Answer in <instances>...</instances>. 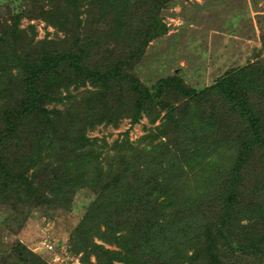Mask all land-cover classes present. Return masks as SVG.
I'll use <instances>...</instances> for the list:
<instances>
[{
    "label": "rangeland",
    "instance_id": "1",
    "mask_svg": "<svg viewBox=\"0 0 264 264\" xmlns=\"http://www.w3.org/2000/svg\"><path fill=\"white\" fill-rule=\"evenodd\" d=\"M13 1L0 0V87L5 86L0 93V121L4 108L16 104L19 97L12 84L18 83L24 58L50 54L55 50L80 51L81 47L92 45L89 48L90 67L108 63L101 57L109 49L119 52L121 60H124L131 56L139 42L143 43L149 37L142 36L148 28H165V31L149 38L139 53L129 60L131 72L147 88L161 77L171 75L182 78L186 85L204 93L199 102L193 97H183L176 91L167 90L162 96L165 105L150 103L137 122H133L131 110L126 108L127 102H123V108L119 109L121 114L116 122H97L98 112L105 109L109 114L108 108L116 104L118 93L125 89L107 92L103 100L100 99V92L105 90L80 80L72 71L60 69L53 72L42 79L39 90L43 105L49 111L48 117L56 119L61 125L58 129L67 136L63 144L60 143V131L50 137L45 134L44 145L38 147L40 149L34 148V140L28 137L25 156L38 154L43 159V163H36L28 171L31 180L36 184L47 181L50 164L55 166L57 161L63 163L73 158L74 155L60 150L64 145L69 147L65 143L70 138L75 137L72 140L75 142L78 135L84 134L89 141L83 142V145L82 142L77 143L82 146L76 148L77 152L96 151L101 159L114 155L117 143L126 139L133 146H144L149 132H159L163 127L167 135V138H159L163 141H173L174 135L182 134L180 140L187 141L189 149L191 144L203 143L206 146L201 145V158L189 157L190 161L184 163L186 171L191 163L198 164L199 168L184 177L181 186L186 187H180L178 193H186L190 187L196 192L208 191L215 179L223 184L221 190L229 189V168L238 156L236 144L242 142L239 130H243V125L230 116L229 104L224 97L209 87L227 72L245 70L246 78L236 80L252 83L246 88L252 87L249 91L250 103L263 119L264 134V0H166L158 8L149 5L150 0H143L146 3L144 8L136 10L132 18H125L124 24L118 25L112 19V22L104 19L102 24L97 22L98 19L88 23L89 6L85 4L91 0H81L83 6L74 10V14L81 18L80 25L72 19V27L65 29L55 25L58 19L54 12L51 15L47 13L52 8L50 0ZM94 8H91V13L96 11L97 7ZM148 9L151 12L158 9L159 21L145 19L147 15L144 13ZM105 23L107 28L103 27ZM104 29L108 30L104 32ZM67 30L72 33L76 30L77 34L66 33ZM123 98H127L125 92ZM197 111L205 119H212L216 125L214 134L212 128L204 134L205 141L175 130L176 123L180 126L184 117ZM34 124L31 119L24 121L22 126L28 130ZM36 126L43 129L41 122ZM48 140L50 149L46 147ZM253 150L254 154L240 171V183L237 180L243 197L241 204L248 203L247 200L261 204V196H264V151L256 146ZM12 152L9 146H5L2 153L21 158ZM248 162H251L249 166ZM62 171L54 173L62 174ZM255 187L259 190L254 195ZM44 192L50 195L51 188H46ZM95 196V190L84 186L76 190L69 207L50 203L23 204L15 210L11 208L13 203L9 206V202H0V264H33L34 257L38 255L48 261L46 264H164L168 261L163 255L168 253L171 257L170 252L174 250H167L168 246L159 243L156 229L151 236L153 239L145 242L127 234L123 226L114 225L115 220L110 221L108 227L98 220L96 224H89L91 226L86 228L85 237L79 235L82 228L79 224ZM244 223L246 220H242ZM113 231L116 234L112 236L110 232ZM170 235L172 233L161 237ZM83 238L84 243H80ZM222 240L218 236V247L222 245ZM18 243L21 246H17ZM21 247L27 251L18 255L17 249ZM193 250L188 249V255L192 256ZM171 260L172 264H203L199 258L188 263H177L172 257Z\"/></svg>",
    "mask_w": 264,
    "mask_h": 264
},
{
    "label": "trees",
    "instance_id": "2",
    "mask_svg": "<svg viewBox=\"0 0 264 264\" xmlns=\"http://www.w3.org/2000/svg\"><path fill=\"white\" fill-rule=\"evenodd\" d=\"M153 1L150 0L149 5L158 8V5L166 0ZM50 2L49 6L52 8L47 13L51 15L54 12L57 16L56 26L61 25L64 29L67 26L72 27V19L80 25L81 18L77 13L74 14V10L83 6L81 0ZM85 5L89 6L88 23L98 19L97 22L102 24L104 19H112L118 25L125 22V18H132L131 15H134L136 10L143 9L146 3L143 0H91ZM93 7H97V12L94 10L91 13ZM40 8H43V5H40ZM157 11L158 9L151 12V9H148L144 13L147 15L145 19L159 21ZM103 27L107 28V23ZM76 30L75 33L68 30L65 32L75 36ZM104 30L106 32L108 29ZM163 31L165 28H148L142 36L149 37L143 43L139 42L128 59L121 60L119 52L114 49L104 51L106 55L103 53L101 59L107 61L106 64L103 62L101 65H88L91 59L89 48H92V45L87 43L89 48H78L80 51L55 50L50 54L23 59L18 83L12 84L19 97L16 104L4 108L0 121V202H9V206L13 203L11 208L15 210L23 204L50 203L53 206L69 207L76 190L85 186L95 190L96 196L89 203L79 224L82 227L79 235L82 237L86 236V228L91 226L89 224H96L95 222L101 220L103 225L108 227L109 222L115 220L114 225L123 226L127 234L145 242L153 239L151 236L156 229L159 243L168 246L167 250H174L170 253L177 263H188L191 259L199 258L203 264H264V196H261V204L251 200L241 204L242 192L240 185H237V180L239 183L241 180L239 174L243 165L254 154L253 148L256 146L264 151L263 119L250 103L249 91L252 87L246 88L252 83L236 80L246 78L245 70L240 73L241 69L227 72V75L209 87L224 97L229 104L230 116L243 125V130H239L240 134L242 133V142L236 144L238 156L229 168V183L226 181L228 190H221L223 184L215 179L208 191L196 192L190 187V191L178 193L180 187H186L181 186L184 177H187V174L190 176L199 168L198 164L191 163L186 171L184 163L190 161L189 157L201 158V148L205 145L191 144L192 148L189 149V143L180 140L182 134L174 135L173 141H163L159 139L167 136L163 127L159 132L150 131L144 146H133L126 139L120 144L117 143L114 155L101 159L100 153L96 151L77 152L76 148H81V145L89 141L84 134L78 135L75 142L72 141L75 137L70 138L65 143L69 147L64 145L60 150L74 155L71 160L63 163L57 161L55 166L50 164L51 167H47L50 175L47 181H39L36 184L29 178L28 171L35 167L36 163H43V159L38 154L25 156L28 151L25 150L28 137L34 140V148H38L44 145L45 134L50 137L60 131V143H63L67 136L58 129L61 126L58 121L48 117L49 111L43 105L42 93L39 90L42 79L49 77L53 72L60 69L72 71L80 80L89 81L101 91L105 90L106 92H100V99L103 100L107 92L125 89L118 93L116 106L108 108L109 114L105 109L98 112L97 122H116L121 114L119 109L123 108V102L128 103L126 108H130L132 120L137 122L150 103L157 102L163 106L162 96L167 90L176 91L183 97H193L199 102L202 100V90L196 91L189 87L182 78L164 76L147 88L139 77L131 72L129 60L139 53L149 38L158 36ZM118 42L120 41L116 43ZM1 76L0 69V78ZM0 90L2 94L5 86L1 85ZM123 92L127 98H123ZM198 111L184 117L180 126L176 123L175 130L180 133L183 131L187 137L193 134L192 138L205 141L204 134L211 128L214 134L216 125L212 119H205ZM25 119L27 122L32 119L36 124L41 122L43 129L34 124L27 130L22 126ZM22 120L24 121L21 122ZM81 142L79 146L77 143ZM48 143L46 147L50 149L49 140ZM128 144L130 146L126 147ZM5 146H9L13 150L12 154L21 158L5 156L2 153ZM250 163L248 162L247 166ZM58 170H63V173H54ZM201 184L204 185V182ZM49 187L51 194L47 196L44 190ZM258 190L255 187L251 192L255 195ZM242 220H246V223L242 224ZM110 233L112 236L116 234L114 231ZM167 233L172 235L161 237ZM218 236L223 239L220 247L217 246ZM84 241L85 238L80 240V243ZM146 246L152 249L151 245ZM190 248L194 249L192 256L187 252ZM17 251L18 255H23L27 250L21 247ZM106 253L108 255L109 250ZM39 256L34 257L33 264L48 263ZM163 257L168 260L164 264L173 263L168 253Z\"/></svg>",
    "mask_w": 264,
    "mask_h": 264
}]
</instances>
